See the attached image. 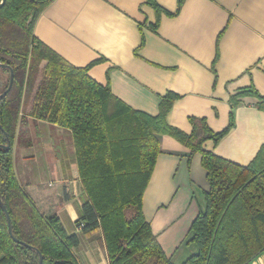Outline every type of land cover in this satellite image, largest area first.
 I'll return each mask as SVG.
<instances>
[{"label": "crops", "instance_id": "1", "mask_svg": "<svg viewBox=\"0 0 264 264\" xmlns=\"http://www.w3.org/2000/svg\"><path fill=\"white\" fill-rule=\"evenodd\" d=\"M152 1L160 13L149 0H55L34 34L75 67L97 62L89 76L134 110L156 117L165 96L175 95L167 124L185 134L193 130L191 117L220 133L233 112L227 136L204 148L252 165L264 147V110L256 96L239 97L234 110L231 99L245 90L264 97V0H184L180 8L179 0ZM27 125L31 145L17 139L13 148L19 181L44 216L57 215L79 235V264H109L102 230L84 235L78 226L89 197L71 131L29 117ZM160 151L143 212L167 257L183 264L198 252L190 233L206 209L207 172L201 154L174 137L161 136ZM248 264H264V252Z\"/></svg>", "mask_w": 264, "mask_h": 264}, {"label": "trees", "instance_id": "2", "mask_svg": "<svg viewBox=\"0 0 264 264\" xmlns=\"http://www.w3.org/2000/svg\"><path fill=\"white\" fill-rule=\"evenodd\" d=\"M54 2L6 0L0 7V63L14 71L13 87L0 101V145L12 146L0 149V196L15 238L28 245L10 236L0 207V264H39V253L30 247L39 250L43 264H79L74 253L79 235L69 234L57 215L44 216L18 179L13 148L17 139L21 146L31 145L28 117L71 131L89 197L78 226L84 235L102 230L109 264H173L143 212L164 135L188 147L191 155L201 154L209 184L206 209L190 233L198 252L183 264H248L264 252V147L248 167L206 151L207 141L218 144L233 128L234 113L220 133L205 119L191 117L193 130L185 134L167 124L176 99L171 93L156 117L132 109L113 95L109 84L102 86L89 76L97 62L75 67L36 38L37 19ZM149 3L160 13L155 2ZM183 3L179 0V8ZM0 74L1 94L10 71L0 68ZM27 92L30 106L21 117ZM244 95L256 96L264 110V97L255 90L233 97V110Z\"/></svg>", "mask_w": 264, "mask_h": 264}, {"label": "water", "instance_id": "3", "mask_svg": "<svg viewBox=\"0 0 264 264\" xmlns=\"http://www.w3.org/2000/svg\"><path fill=\"white\" fill-rule=\"evenodd\" d=\"M6 0H2L1 3H0V7H2L4 4H5ZM0 68L2 69H8L10 71V80H9V85L7 87V89L0 94V101L6 97L8 95V93L11 91L12 87H13V83H14V71L11 67L7 66V65H4L2 63H0ZM0 130L3 131V128L2 126L0 125ZM6 137H7V140L9 141V137L7 136V134L5 133ZM12 148L11 144L8 143L7 145H0V149H4V150H7L9 151L10 149ZM0 207L1 209L3 210V212L6 214V217H7V221H8V231H9V234L10 236L13 238V240L17 243H20V244H23L25 246H28L26 243L24 242H21L19 241L18 239L15 238L14 234H13V227H12V219H11V216L7 210V207L5 206L3 200L1 199V196H0ZM30 247V246H29ZM32 249H34L36 252L39 253L40 255V260H39V264H43V256L41 255V253L39 252L38 249L34 248V247H30Z\"/></svg>", "mask_w": 264, "mask_h": 264}, {"label": "rangeland", "instance_id": "4", "mask_svg": "<svg viewBox=\"0 0 264 264\" xmlns=\"http://www.w3.org/2000/svg\"><path fill=\"white\" fill-rule=\"evenodd\" d=\"M0 76H1V74H0ZM18 165V164H17Z\"/></svg>", "mask_w": 264, "mask_h": 264}]
</instances>
